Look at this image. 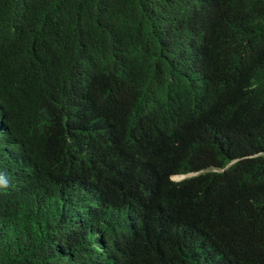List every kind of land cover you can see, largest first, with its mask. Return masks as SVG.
<instances>
[{"label": "trees", "instance_id": "1", "mask_svg": "<svg viewBox=\"0 0 264 264\" xmlns=\"http://www.w3.org/2000/svg\"><path fill=\"white\" fill-rule=\"evenodd\" d=\"M220 8L0 0V264H264V49L204 36L264 0Z\"/></svg>", "mask_w": 264, "mask_h": 264}, {"label": "clouds", "instance_id": "2", "mask_svg": "<svg viewBox=\"0 0 264 264\" xmlns=\"http://www.w3.org/2000/svg\"><path fill=\"white\" fill-rule=\"evenodd\" d=\"M190 6L198 7L200 10L208 11L212 15H217L221 13V0H187ZM227 1V0H226ZM228 29V31H227ZM235 40V45H237L241 51L240 55L236 62L237 71L236 74L239 77L248 78L249 76V68L253 65H256L259 60L261 53L264 49V35L261 32H253L250 30L248 26V22H240L236 26L231 25L229 23H222L221 27L218 30H213L208 34H204L205 37L209 38L211 42L210 48L215 46L216 54L218 56V60L229 59L231 53H228L226 48L224 47V38L225 36H231ZM204 60L205 63L209 66H214L213 54H209L208 52H204ZM156 102H151L145 109V116L151 115L156 110ZM122 173V169L120 171H115V174ZM198 172H181L176 173L170 176V179L175 182L183 181L187 178H190L196 175ZM177 175V176H176ZM129 177V175H127ZM179 177V178H178ZM10 174L6 171H0V188L8 189L11 187ZM107 186L110 189L118 190L121 187V184L116 182L115 180L108 179ZM127 229L132 233L136 231V218L135 214H132L130 217V221L127 224Z\"/></svg>", "mask_w": 264, "mask_h": 264}, {"label": "bare ground", "instance_id": "3", "mask_svg": "<svg viewBox=\"0 0 264 264\" xmlns=\"http://www.w3.org/2000/svg\"><path fill=\"white\" fill-rule=\"evenodd\" d=\"M177 176V175H176Z\"/></svg>", "mask_w": 264, "mask_h": 264}, {"label": "rangeland", "instance_id": "4", "mask_svg": "<svg viewBox=\"0 0 264 264\" xmlns=\"http://www.w3.org/2000/svg\"><path fill=\"white\" fill-rule=\"evenodd\" d=\"M179 178V177H178Z\"/></svg>", "mask_w": 264, "mask_h": 264}]
</instances>
